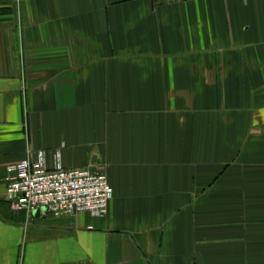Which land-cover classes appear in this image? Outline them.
Here are the masks:
<instances>
[{
  "label": "crops",
  "instance_id": "obj_1",
  "mask_svg": "<svg viewBox=\"0 0 264 264\" xmlns=\"http://www.w3.org/2000/svg\"><path fill=\"white\" fill-rule=\"evenodd\" d=\"M40 152L108 214L13 210ZM0 264H264V0H0Z\"/></svg>",
  "mask_w": 264,
  "mask_h": 264
},
{
  "label": "built area",
  "instance_id": "obj_2",
  "mask_svg": "<svg viewBox=\"0 0 264 264\" xmlns=\"http://www.w3.org/2000/svg\"><path fill=\"white\" fill-rule=\"evenodd\" d=\"M7 172V199L13 210L28 217L36 209H44L54 218L81 213L105 216L109 212L113 188L105 172L90 167L65 168L58 160L49 167L43 152L9 165Z\"/></svg>",
  "mask_w": 264,
  "mask_h": 264
},
{
  "label": "water",
  "instance_id": "obj_3",
  "mask_svg": "<svg viewBox=\"0 0 264 264\" xmlns=\"http://www.w3.org/2000/svg\"><path fill=\"white\" fill-rule=\"evenodd\" d=\"M42 211L44 212V213H46V211L44 210V209H42ZM40 212H41V209H36V210H34V215H38V214H40Z\"/></svg>",
  "mask_w": 264,
  "mask_h": 264
}]
</instances>
